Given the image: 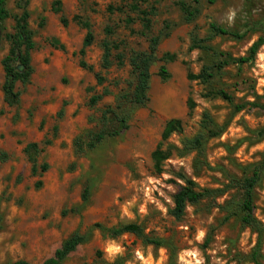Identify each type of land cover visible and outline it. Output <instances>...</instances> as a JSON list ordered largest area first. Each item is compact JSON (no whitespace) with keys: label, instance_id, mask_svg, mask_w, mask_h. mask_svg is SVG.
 <instances>
[{"label":"rangeland","instance_id":"1","mask_svg":"<svg viewBox=\"0 0 264 264\" xmlns=\"http://www.w3.org/2000/svg\"><path fill=\"white\" fill-rule=\"evenodd\" d=\"M28 1L36 43L31 54L34 74L28 86L17 84L22 94L19 108L4 103L2 61L10 50L6 35L14 34L13 16L22 13L20 0H7L12 18L0 35V264L20 260L41 264L76 232L87 234L89 241L62 264H252L249 256L258 234L242 226L237 191L218 198L216 205L207 200L189 206L180 221L170 212L184 185L181 176L195 180L201 189L223 188L264 156L263 109L248 106L234 115L233 104L216 95L204 97L223 89L236 105L264 106V0L202 1L201 14L192 24L184 21L180 0H148L143 8L156 14L151 36L169 34L160 43L159 59L166 53L177 56L166 64L171 77L163 81L158 76L164 65L159 60L152 68L149 104L134 111L129 129L107 137L93 151L79 153L76 142L85 146L89 132L103 130V113L131 93L134 76L128 59L132 51H148L149 37L142 33L130 0ZM58 1L61 11L55 12ZM186 1L193 5V0ZM128 19L133 23L127 24ZM211 24L239 36L205 43L216 51L240 59L248 56L254 43L262 41V46L253 63L231 64L207 83L189 80L190 74L199 75L209 65L211 53L190 47L192 37L204 40L211 35ZM89 26L95 41L85 60L94 66L92 72L80 67L78 54ZM108 27L114 31L109 37ZM106 38L123 42L125 65L101 68ZM54 39L65 51L52 43ZM97 74L104 78L101 85ZM105 90L110 94L92 107L91 98ZM190 97L197 104L191 116ZM206 112L227 127L220 138L208 141L204 165L198 168V154L183 152L182 141L201 131ZM171 119L181 120L184 131L163 143V150L172 155L159 172L152 154ZM30 144L41 150L34 155L39 166L36 176L26 153ZM43 164L49 166L45 173ZM255 216L264 224V180L256 191ZM130 223L142 226L150 238L163 240L164 246L148 245L131 234L111 238L95 227ZM261 252L264 256V240Z\"/></svg>","mask_w":264,"mask_h":264},{"label":"trees","instance_id":"2","mask_svg":"<svg viewBox=\"0 0 264 264\" xmlns=\"http://www.w3.org/2000/svg\"><path fill=\"white\" fill-rule=\"evenodd\" d=\"M202 1H206L209 4L216 3L217 0H193V5L188 4L186 0L179 1V7L183 13L184 21L187 24L194 23L200 16L201 11L198 6ZM22 13L19 16H13L15 20L14 34H7L6 38L10 42V50L8 55L3 59L2 65L5 72V82L2 90L4 95V102L9 107L19 108L22 103V94L17 90V84L20 83L23 87L28 86L31 83V78L34 74V68L32 66L31 54L36 48L34 41V32L30 28V12H29V1L20 0ZM148 3V0H130V9L135 12L141 20L143 31L142 33L149 37V48L148 51H132L130 53L128 62L132 69L134 76V82L132 84L131 93H127L119 97L116 107L108 108L102 117L104 129L99 132H89L88 142L84 146L81 143L76 142V151L86 152L93 151L96 147L103 142L107 137H117L122 132L129 129V121L134 111L139 108L147 107L149 104V91L151 87L152 68L160 60L164 62L159 69L158 76L163 81H168L171 77L170 72L166 66L167 63H172L177 60V56L174 54L166 53L161 59L158 57V49L162 39L169 36L160 34L158 36H151L153 27V18L155 17V10L148 11L143 7ZM59 7V8H58ZM54 11H61V2L54 3ZM12 18L10 11L7 8V0H0V35L5 31L6 22ZM64 23H66L64 21ZM133 21L128 19L127 24H132ZM167 27H170L167 25ZM211 35L201 40L197 36L192 37L191 51L200 50L206 54L211 53L212 56L209 60V65L203 67L199 75L190 74L189 80H201L204 83L212 81L223 74V69L231 64L243 65L250 64L256 58L262 41H258L252 45L248 52L247 57L240 59L233 58L230 54L225 52L216 51L211 45H206V42H211L216 37H235L239 38L238 34L211 24ZM106 35L112 36L114 31L111 27L105 30ZM95 41L94 33L90 26L88 27L87 34L83 41V46L79 51L80 56V67L84 70L94 71V66L89 65L86 60L87 50L93 46ZM52 43L65 51V46L60 44L58 40H52ZM205 44V45H204ZM123 42L117 43L109 38H106L102 43L103 56L101 60V68L103 70H109L114 65L123 66L125 65V54L121 52ZM98 83L101 85L104 83V78L100 75H96ZM243 82V81H242ZM247 83L246 81L244 82ZM109 91L105 90L102 95L93 96L90 100L92 107L96 106L104 96L109 95ZM216 95L221 97L223 100L233 104L234 115L244 111L248 106L261 108L264 110V106L256 102L244 103L240 105L234 104L233 96L225 90L218 92H212L205 94V98H210ZM188 114L191 116L197 107L196 102L193 98H189L187 101ZM226 125L221 126L217 124L211 115L206 112L203 115L201 121V131L193 138H186L182 141L183 152L191 153L196 152L198 154V160L196 164L198 168L204 165L202 159L206 154V144L212 139H217L222 136L226 130ZM184 131L183 122L179 119H171L167 122L164 132L162 134V142L158 145L157 149L152 154V159L155 163V168L161 172L163 163L171 157V151L163 150V143L167 141L173 134H182ZM41 152L38 144H30L26 148L29 160L32 163V174L34 176L39 173V166L37 164L34 155ZM49 166L43 164L41 166V173L47 172ZM182 177L184 185H182L179 191L174 196V208L171 210V215L177 221H180L186 214V210L189 206L195 207L200 205L203 201H210L212 205H216L218 198L224 197L231 191H237V208L239 211L240 220L242 226L246 229L258 234V242L249 256V261L252 264H263L262 260L264 256L261 252V248L264 240V224L258 220L255 216V199L257 188L262 184L264 180V156L256 163L251 164L243 168V177L231 178L229 183L223 188L217 189H201L195 180ZM41 184H38V187ZM89 190L88 188L84 191V200H87ZM97 229L111 238H119L124 234H131L144 240L148 245L156 247L164 246V241L160 239L150 238L145 233L142 226L130 223L118 228L107 229L99 224L95 226ZM89 241L87 234H81L79 232L71 235L66 241L63 242L61 247L55 252L54 256L45 260L41 264H62L65 260L70 257L80 246ZM14 264H32L30 262L20 260Z\"/></svg>","mask_w":264,"mask_h":264},{"label":"crops","instance_id":"3","mask_svg":"<svg viewBox=\"0 0 264 264\" xmlns=\"http://www.w3.org/2000/svg\"><path fill=\"white\" fill-rule=\"evenodd\" d=\"M5 82V81H4ZM2 92H3V90H2ZM3 99H4V95H3ZM5 103V102H4Z\"/></svg>","mask_w":264,"mask_h":264}]
</instances>
